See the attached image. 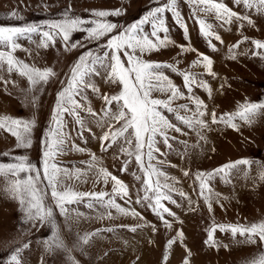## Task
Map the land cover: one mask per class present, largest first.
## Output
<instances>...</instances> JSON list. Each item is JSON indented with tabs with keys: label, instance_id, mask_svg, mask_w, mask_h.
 <instances>
[{
	"label": "rangeland",
	"instance_id": "rangeland-1",
	"mask_svg": "<svg viewBox=\"0 0 264 264\" xmlns=\"http://www.w3.org/2000/svg\"><path fill=\"white\" fill-rule=\"evenodd\" d=\"M217 2L241 16H249L253 24L235 19L230 24H224L214 15L196 10L186 0H177L176 7L187 26V33L176 23L173 14L166 12L167 36L171 43L141 57L145 61L170 65L177 70L162 69L185 96L173 103L174 108L187 104L194 109L187 99L183 77L178 73L194 74L198 81L207 83L211 89L209 97L208 91L193 84L191 93L206 106L203 119L208 127L201 131L205 140H201L195 130L178 123L174 113H164L182 130L181 133H168L170 137H175L169 139L170 147L165 145L162 138H157L159 152L154 153L152 161L169 177L167 182L177 189L169 193L176 203L162 201L175 214H164L171 227H166L148 202L136 203L144 195V176L134 157L121 153V147L125 146L123 141L118 140L107 151L102 150L101 138L104 133L110 126H113V130L120 128L122 122L104 118L102 95H117L121 86L107 83V72L101 68L100 75L92 77L99 93L90 89L83 93L97 115L81 111L85 124L82 129L72 116L64 114L67 142L65 153L58 156L56 162L69 171L86 173L80 180L66 181L75 191L106 192L111 195L112 181L109 179L105 184L103 178L98 177V167H103L128 190L127 197H115L116 203L134 210L138 215H121L115 209L102 207L91 197H84L79 203L66 205L67 212L63 215L59 208L53 206V223H41L39 220L25 222L18 201L4 191L6 179L0 177V264H10L11 255L16 249L20 250V264H184L185 260L189 264H249L264 252V244L258 238L257 243L250 244L239 234L233 237L230 231L222 232L219 228L213 233L216 246L206 244L209 230L214 225L246 226L264 222V180L259 178V173L264 171V110L253 117L251 125L235 121L238 130L224 123H212L211 118L213 112L217 118L234 113L238 105L245 102H264V59L253 56L256 50L252 44L254 40L264 42V15L247 10L243 5L238 6L234 0ZM167 3L168 0H0V26H46L50 22L63 20L66 14L70 18L99 20L118 26L100 40H90L86 32L74 31L67 47L59 36L54 43L49 42L47 48L38 47L41 37L37 34H26L17 39L20 47L12 53L17 60L41 70L52 69L55 75L47 84H38L34 90H30L26 77L19 75L15 69L9 73L6 64L0 67V117L35 121L30 133L31 147L28 148L18 147L16 138L0 129V163L15 162L13 158L27 156L28 161L42 172L43 141L52 124L57 93L67 85L78 58L88 51L103 56L104 46L111 35L138 23L154 7ZM95 11H120L121 14L98 18L92 15ZM197 19L211 24L212 32L220 36L222 43L214 37L205 38L200 33ZM90 26L86 23L81 28ZM43 30L48 29L44 27ZM144 31L150 33V25H145ZM164 35L160 33L161 37ZM73 44L76 46L71 47ZM182 48L188 50L182 51ZM0 51L8 49L0 46ZM233 55L235 59L230 58ZM120 56L127 66L124 53L121 52ZM201 56H208L213 61L214 75H209L202 64L193 66ZM153 95L154 98L167 99L159 93ZM76 99L85 103L80 97ZM112 110L116 111L115 104ZM180 115L191 113L181 110ZM102 118L103 126H100L97 120ZM73 144L85 151L74 150ZM90 154H94L99 161L96 168L89 169L87 166L86 162L91 160ZM144 159L147 163L146 156ZM240 160L251 161V166L239 165L227 177L222 178L223 173H218L207 181L211 190L205 193L211 204L209 211V203L200 194L197 174L213 173L222 166ZM125 167L126 170L122 171ZM160 179L163 183L164 178ZM180 192L185 193L186 197L179 195ZM45 202L51 204L50 190ZM89 204L92 206L89 207ZM132 228L136 231H131ZM54 232L63 243V248H56L52 244ZM181 232L182 241L177 238ZM85 235H89V242L82 244L81 238ZM170 240L176 242L167 250ZM49 245H52L51 248Z\"/></svg>",
	"mask_w": 264,
	"mask_h": 264
},
{
	"label": "snow or ice",
	"instance_id": "snow-or-ice-1",
	"mask_svg": "<svg viewBox=\"0 0 264 264\" xmlns=\"http://www.w3.org/2000/svg\"><path fill=\"white\" fill-rule=\"evenodd\" d=\"M186 2L194 5L195 9L200 12L214 15L217 20L222 21L224 24H230L234 19L247 21L249 25L253 24L249 16H241L237 12L230 10L225 4L217 2V0H186ZM234 2L238 6L243 5L247 10H255L258 15H264V0H234ZM176 4L177 0H168L166 5L151 9L138 23L124 27L118 34L111 35L104 46L103 56L88 51L78 58L77 63L71 70L67 85L57 93L55 107L51 116L52 124L45 133L43 141L42 172L36 165L28 161L27 156L15 157L13 158L15 162L0 163V177H4L7 181L4 191L11 198L18 201L20 209L24 213L25 222L39 220L41 223L45 221L53 223V206L59 208L63 215L67 212L66 205L79 203L84 197H91L102 207L115 209L121 215H131L133 217L138 215L134 210L126 209L116 203L115 197H127L129 195L128 190L117 177L112 176L103 167H98V177H102L105 184L108 183L109 179L112 181L111 195L106 192L84 193L75 191L71 186L67 185L66 181L69 179L80 180L81 176L86 175V173L80 170L69 171L56 162L57 157L65 153L67 142L64 131L66 126L63 119L64 114L67 113L72 116L75 123L82 129L85 124L80 115L81 111L92 116L97 115L87 101V96L83 93L88 89L94 93H99V88L92 82V77L100 75L99 69L102 68L107 72L105 77L107 83L121 86V91L117 95H102L104 118H108L109 121L115 120L117 123L122 122L120 128L113 130V126H110L109 130L104 133L101 138L102 150L107 151L118 140L123 141L125 146L121 147V153L128 157H134L144 176L142 186L144 195L139 197L136 203L148 202V206L161 218L166 227H171L170 223L164 219V214L167 213L171 216L175 214L162 201L176 203L169 193L176 192L177 189L167 182L169 177L154 166L152 161L155 158L154 153L159 152V148L156 146L158 143L157 138H162L165 145L170 147L168 141L175 137H170L168 133L170 131L181 133L182 130L176 124H173L164 113H174L175 120L178 123L190 130H195L199 138L205 140L206 137L201 135V131L208 127L207 122L203 119L206 115V106L203 101L191 95L193 84L204 88L208 91L209 97H211V89L207 83L198 81L194 74L178 73L183 77L184 87L188 93L187 99L194 105V109L187 104L179 105L178 108L172 107L175 101L184 99L185 96L174 85L172 80L164 75L162 69L171 68L172 71L177 70L170 65L153 63L141 58L145 53L159 51L171 43L167 36L166 12H171L176 23L184 28L185 33H187V26L183 23V18L177 10ZM120 14V11H95L92 15L98 18H106L110 15ZM13 15L15 14L13 13ZM193 15H195V10ZM86 23L92 26L81 28ZM197 23L200 33L205 38L214 37L215 40L222 43L220 36L212 32L211 24L206 23L203 19H197ZM145 25H150V33L144 31ZM44 27L48 30L42 31ZM117 27L116 24L99 20L85 21L82 18H70L67 14L63 20L50 22L46 26H0V46L8 49V51H0V67L6 64L9 73L15 69L19 75L27 78L30 90H34L38 84H47L55 73L52 69L41 70L17 60L12 53L20 47L16 42L18 38L24 37L26 34H37L41 37L38 47L47 48L49 42L54 43L55 38L59 36L67 47V42L74 31H84L90 40H100L112 33ZM160 33L165 35L161 37ZM252 44L256 50L253 52V56L264 59V51H261L264 50V42L254 40ZM75 46V44L71 45V47ZM238 46L234 45L233 47ZM186 50L188 49L182 48V51ZM229 51L231 52L232 49ZM121 52L127 58V66L121 59ZM230 58L235 59V56L233 55ZM198 64H202L209 75H214L212 73L213 61L208 56H201L200 60L195 62L193 66L195 67ZM154 93L166 96L167 99L154 98ZM76 97H80L85 103H81ZM113 104L116 106L115 112L112 110ZM181 110L184 113H191V115H180ZM262 110H264V102H245L238 105L234 113L225 114L219 118L213 112L211 114L212 123H224L238 130V125L235 121L239 120L251 125L253 117L260 114ZM97 123L103 126V118L97 120ZM34 127V120L23 121L10 117H0V129H4L13 135L17 140L18 147H31L30 133ZM87 130L91 131V129ZM72 147L76 151H85L74 144ZM90 156L91 160L86 162L87 166L89 169L96 168L99 165V161L94 154H90ZM145 156L147 157V163H145ZM251 163L249 160H240L222 166L214 170L213 173L197 174L196 179L200 181V194L209 203V211H211V204L209 197L205 193L211 190L207 181L218 173H223L222 178L227 177L232 169H236L239 165H248L250 167ZM124 170H126V167L122 168V171ZM187 174L186 172L185 175ZM161 177L164 178L163 183L161 182ZM259 178L264 180V171L259 173ZM49 190L51 204H46L45 201L49 195ZM179 195L186 197L183 192H180ZM106 196L108 197L107 200H105ZM91 206L89 204V207ZM108 214L110 216L111 212ZM217 228L222 232L230 231L233 237L239 234L245 238L247 243L255 244L258 238L259 242L264 244V222L252 223L246 226L214 225L209 230L206 244L216 246L213 233ZM131 231L134 232L136 229L132 228ZM89 238V235H85L81 238V243L87 244ZM177 238L182 241L183 233H178ZM175 242V240L168 241L167 250H170ZM52 244L56 248L64 247L55 232ZM51 246L49 245L50 248ZM24 247H27V245ZM19 252L20 250L16 249L14 254L11 255L10 264H20L18 259ZM164 260L165 262L167 261V255H165ZM184 264H189V261L185 260ZM249 264H264V252L259 253Z\"/></svg>",
	"mask_w": 264,
	"mask_h": 264
}]
</instances>
